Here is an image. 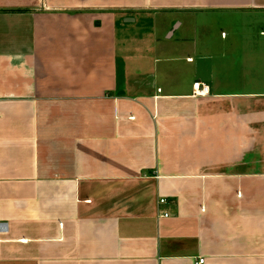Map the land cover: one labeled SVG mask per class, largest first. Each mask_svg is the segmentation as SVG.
I'll return each instance as SVG.
<instances>
[{"label": "crops", "instance_id": "1", "mask_svg": "<svg viewBox=\"0 0 264 264\" xmlns=\"http://www.w3.org/2000/svg\"><path fill=\"white\" fill-rule=\"evenodd\" d=\"M201 259L264 264V0H0V264Z\"/></svg>", "mask_w": 264, "mask_h": 264}, {"label": "rangeland", "instance_id": "2", "mask_svg": "<svg viewBox=\"0 0 264 264\" xmlns=\"http://www.w3.org/2000/svg\"><path fill=\"white\" fill-rule=\"evenodd\" d=\"M232 13H234V11H231ZM171 13H176V12H171ZM260 13V12H259ZM155 15H157L156 17H155V20H156V22L157 23H161V22H163V19L165 18V17H167V15L169 16V17H174L175 15H169V14H161V13H156ZM190 15H192V16H194V17H196L197 19H198V17H199V20H202L201 22H208V23H211V22H213V23H215V24H219V25H223L222 24V22L223 23H227V18H229V17H233V16H231V15H229V14H226L225 12H221V14L220 15H218V16H216V15H213V17H211V13L210 12H199V11H196V12H191L190 13ZM254 15L255 14H251V18H254ZM181 18H182V16L183 15H179ZM184 17V16H183ZM183 19V18H182ZM215 19H217V20H215ZM230 19V18H229ZM123 22H125V20H123ZM158 24V25H159ZM224 27V26H223ZM195 30V29H194ZM224 30V29H223ZM259 30V29H258ZM256 31L258 34H259V31ZM217 31V30H216ZM216 31H214V30H212V31H210L209 29H205L204 27H200V26H198V28H197V30H196V33L195 32H193V30L190 32H187L188 33V35H184L183 33H177L176 34V37H177V39L179 38V36H189L190 38L189 39H196V40H198L199 41V43H201V38H209L210 36H212V38L214 39L215 38V36H217V35H215V32ZM155 34H156V36L158 37V38H160L161 40L162 39H164V37H168L167 35L165 36V32L163 31V29H156L155 30ZM197 37H199L198 39H197ZM219 37V36H218ZM218 37H217V39H218ZM122 38H123V35H120V40H122ZM204 39V40H205ZM175 42L176 41H174V43H173V49H175V51H181V49L177 46V44H175ZM217 47H218V49L220 50V41H217ZM221 49H222V46H221ZM177 53H173L172 55L174 56V55H176Z\"/></svg>", "mask_w": 264, "mask_h": 264}, {"label": "built area", "instance_id": "3", "mask_svg": "<svg viewBox=\"0 0 264 264\" xmlns=\"http://www.w3.org/2000/svg\"><path fill=\"white\" fill-rule=\"evenodd\" d=\"M194 89H195V94L196 95H200V96L207 94L208 93V90H209L208 86L205 85V84H203V83H201V82L195 83L194 84ZM160 202L161 203H165V200H161ZM160 216L161 217L168 216V214L167 213H163ZM204 261H205L204 259H201L200 262H199V264H203Z\"/></svg>", "mask_w": 264, "mask_h": 264}]
</instances>
